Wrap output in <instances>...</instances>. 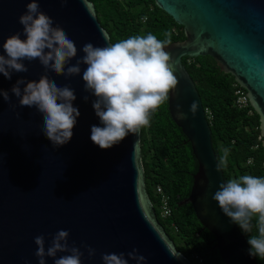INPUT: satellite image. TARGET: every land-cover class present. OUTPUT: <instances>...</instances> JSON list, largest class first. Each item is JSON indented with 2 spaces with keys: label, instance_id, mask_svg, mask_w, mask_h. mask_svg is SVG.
Instances as JSON below:
<instances>
[{
  "label": "water",
  "instance_id": "1",
  "mask_svg": "<svg viewBox=\"0 0 264 264\" xmlns=\"http://www.w3.org/2000/svg\"><path fill=\"white\" fill-rule=\"evenodd\" d=\"M28 2L0 0V54L7 37L19 32L25 38L19 16ZM155 3L184 28L186 36L184 42L165 49L175 61L178 80L177 88L169 93V112L189 140L199 165L185 203L193 206L200 223L215 236L225 264H257L239 226L212 199L219 185L227 181L202 98L183 59L210 56L224 73L234 76L260 117L264 146V76L260 75L264 72V0ZM40 8L75 42L78 55L71 64L84 55V44L105 46L106 41L111 42L89 0H68L67 4L40 0ZM23 62L27 73H14L11 80L0 74V89L9 92L15 105L9 107L0 98V264H38L34 238L44 235L47 247L59 230L69 231L70 244L96 249L91 260L85 252L83 264H103L102 253H128L134 248L147 258V264H192L158 221L146 189L141 130L106 150L92 142L91 127L102 125L92 107L95 96L84 91L86 65H81V75L68 79L48 73L58 86L75 90L73 106L81 113L71 140L54 147L41 131L42 114L35 108L20 107L10 91L18 78L38 80L45 72L38 60ZM193 101L195 113L191 111ZM173 251L181 258H174ZM46 264H53V259L47 258ZM129 264L136 262L130 260Z\"/></svg>",
  "mask_w": 264,
  "mask_h": 264
},
{
  "label": "clouds",
  "instance_id": "2",
  "mask_svg": "<svg viewBox=\"0 0 264 264\" xmlns=\"http://www.w3.org/2000/svg\"><path fill=\"white\" fill-rule=\"evenodd\" d=\"M59 2L67 4L68 0ZM19 23L25 38L22 39L18 32L3 42L0 74L11 80L14 73L29 71L23 61H39L44 74L38 80L18 78L10 91L18 98L20 107L35 108L42 114L41 131L54 147L71 140L81 113L73 106L77 98L75 90L68 85L58 86L49 78V72L68 79L81 75V65H86L82 72L84 91L95 96L92 107L102 125L91 127V140L105 150L120 144L129 134L138 135L142 128L149 127L152 115L177 88L175 61L165 51L171 43V32L164 33V40L148 33L115 43L106 41L105 46H94L89 42L81 49L84 55L71 64L78 55L76 44L52 17L41 10L40 0H30L26 4ZM260 75L264 76V72ZM0 98L9 107H15L8 91L0 89ZM83 99L87 101L88 96ZM196 110L197 104L193 101L191 111L195 113ZM227 158L228 149H224L221 164L226 165ZM212 199L245 234L252 232V221L256 219L258 234L249 235V255L264 260V176L245 174L230 179L219 185ZM69 237V231L59 230L46 247L45 236H36L34 255L38 264H46L47 258H52L53 264H83L85 252L89 260L96 256L95 248L87 244L78 247L75 242L70 244ZM171 255L181 258L179 252L173 251ZM101 260L103 264H129L130 260L147 264V258L136 248L128 253H102Z\"/></svg>",
  "mask_w": 264,
  "mask_h": 264
},
{
  "label": "trees",
  "instance_id": "3",
  "mask_svg": "<svg viewBox=\"0 0 264 264\" xmlns=\"http://www.w3.org/2000/svg\"><path fill=\"white\" fill-rule=\"evenodd\" d=\"M89 1L94 4L98 20L110 34L112 43L148 33L164 40L165 32H171L169 45L186 40L184 28L158 8L155 0ZM183 63L208 111L220 164L223 150L228 149L227 163L221 164L226 181L245 174L264 176L260 117L251 106L246 109L237 107L235 92L238 83L234 76L224 73L210 56L184 58ZM140 140L147 192L159 223L177 250L192 264H225L215 236L200 223L193 206L185 203L199 165L189 140L171 117L169 99L152 115L150 126L141 129ZM158 187H162L169 197L173 214L168 219L161 216V201L156 194ZM252 224L251 233L242 232L246 240L249 235L258 234L255 218ZM256 261L264 264L258 256Z\"/></svg>",
  "mask_w": 264,
  "mask_h": 264
},
{
  "label": "built area",
  "instance_id": "4",
  "mask_svg": "<svg viewBox=\"0 0 264 264\" xmlns=\"http://www.w3.org/2000/svg\"><path fill=\"white\" fill-rule=\"evenodd\" d=\"M118 1L124 2L125 0H118ZM235 96H236V105L238 108L246 109L251 106L248 93L243 87L236 85ZM206 114L208 117V111H206ZM156 190H157L156 194L158 197H160V201H161L160 202L161 216L163 219H168L173 214V210L169 203V197L164 193L162 187H158Z\"/></svg>",
  "mask_w": 264,
  "mask_h": 264
}]
</instances>
